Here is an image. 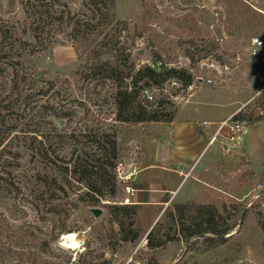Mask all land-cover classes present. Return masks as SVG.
Masks as SVG:
<instances>
[{"label":"rangeland","instance_id":"1","mask_svg":"<svg viewBox=\"0 0 264 264\" xmlns=\"http://www.w3.org/2000/svg\"><path fill=\"white\" fill-rule=\"evenodd\" d=\"M58 1L55 8L67 11L69 6L70 15L85 19L79 10V0ZM144 3L154 12L149 23L142 20ZM110 11L112 27L101 22L92 33L83 26L73 31L65 16L55 20L52 28L44 27L41 39L49 37L52 42L48 47L31 41L26 53L14 56L19 64L11 66L22 65L36 74L30 75L36 80V94L10 112L0 111V162L4 164L0 172V264H146L151 257L160 264H264L263 232L253 211H246L240 221L243 209L232 236L215 247H209V242L199 237L187 243L176 240L158 249L147 248L146 233L152 226L147 225L146 206L138 212V224L144 228L135 223L137 213L134 216L141 237L134 244L121 240L123 232L110 220L111 210L106 203L131 204L132 192L127 193L125 186H151L150 179L144 176L145 167L152 162L153 153L161 152V139L168 143L163 125L168 121H159L161 124L114 121L110 80L94 76L87 82L81 70L82 65L90 64V57L95 58L98 50H107L99 43L104 37L102 42L107 38L113 43L117 41L114 49L119 59L131 51L136 68L144 63L157 66L159 61L154 59H159L169 67L191 73L193 79L188 86L169 78L176 79L179 86L163 92L167 79L159 87H146L159 102L156 106L143 103L142 90L140 99L149 110L183 120L191 115V107H196L192 117L186 119L198 120L197 126L202 118L227 114L237 106L236 100L246 99L235 109H240L239 115L246 116L251 109L254 114L260 113L264 100L259 104V99L264 92L246 102L255 93L257 76L264 75V55L252 57L247 47L251 37L264 38V0H113ZM30 22L20 0H0V25H14L21 31ZM140 48L141 55L136 53ZM190 53L195 61L190 59ZM209 78L210 84L206 82ZM3 97L0 94L1 105L7 101ZM251 123L254 122H249L235 146L229 144L226 150L216 142L186 162L187 167L195 162L191 175L202 182L189 188L190 177L176 192L177 202L171 204L193 200L220 207L222 203L227 206L235 201L248 208L258 203L257 209L264 214V124ZM98 130H111L116 135L115 197H104L89 205L83 195L87 189L81 183L72 184L68 197H61L55 192L51 176L57 177L56 169L62 167L60 156L72 159L81 144L60 147L56 136L53 147L59 156L53 154L55 164H46L26 146L30 134H37L39 139L54 131L68 132L82 141L80 135ZM202 136L204 148L206 139ZM186 141L188 149L194 148L189 135ZM172 144L176 150L177 138ZM92 146L89 144L88 149ZM89 150L94 151V147ZM91 206L101 208L102 214L94 217L89 211ZM151 210L156 216L153 224L162 221L163 206ZM67 232L76 233L80 241L76 249L62 245L61 238Z\"/></svg>","mask_w":264,"mask_h":264},{"label":"trees","instance_id":"2","mask_svg":"<svg viewBox=\"0 0 264 264\" xmlns=\"http://www.w3.org/2000/svg\"><path fill=\"white\" fill-rule=\"evenodd\" d=\"M20 1L24 5L27 16L31 18L28 27L18 31L14 25L9 27L0 25V94L4 96L3 100L4 98L7 99L5 104H0V111L6 113L24 103L27 97L31 98L33 94H36V91H34L36 80L30 76L33 75L34 77L36 74L33 71L29 72L23 69L22 65L20 68L11 65L19 64V60L16 61L14 56L17 54V56H20L23 51L26 53V46L31 44V41L36 44L41 43L42 48L49 46L52 42L49 37L41 39L44 27L52 28L55 20H62L65 16L67 23L71 24V28L73 27V31L78 26H83L92 33L99 28L101 22L112 24L110 27L114 25L112 23L113 15L110 11L113 0H77L80 4L79 10L82 11L85 19L74 18L75 14L70 15L69 6L66 7L67 11L59 9V7L58 9L55 8L54 6L59 2L58 0ZM153 13L150 7L144 3L143 22L149 23L154 16ZM123 29H119L118 33ZM110 40L112 41V39ZM110 40L107 38L104 42L99 41L101 43L100 47H107V50L105 52L98 50L95 58L90 57V64L85 63L81 66V70H83V76H85L84 79L87 82L94 79V76H101L110 80V98L115 107L113 120L123 123L170 121L172 115L147 109L142 104L140 94L146 87H159L169 78H176L183 86H188L193 79L191 73L186 69L169 67L159 59H154L156 62L159 61L157 66L144 63L141 67L136 68V63L131 60V51H128L123 58L119 59L114 49L117 41L113 43ZM28 53L30 54V51ZM105 54L109 55L103 58L102 56ZM11 55L12 59H10ZM189 55L192 61L196 60L191 53ZM87 65H89L87 67L88 71L85 70ZM263 100L264 97L261 96L259 104ZM157 103L159 102L157 101ZM235 118L246 120L247 125H250L249 122H254L251 125L264 123V108L262 112L257 114H254L252 109L246 116L238 113ZM1 122L2 118H0ZM56 136L59 137L61 142L60 147L73 146L76 143L81 144V147L75 156L71 157L72 159H64L60 156L62 167L55 168L58 172L57 177L51 176L56 188L55 192L60 193L61 197H68L71 187H73L72 184L81 183L85 184L87 189V192L83 195L88 200L89 205H95L104 197H115L118 187L114 173L118 156L115 133L111 130L90 131L80 135V137H83L82 141L68 132L56 133L54 131L41 135L39 139H37L38 135L34 133L30 134L26 146L32 150V154H37L46 164H55L53 159V154H55V147L53 146L55 143L53 140ZM84 137H86V141ZM89 144L93 145L91 148L94 147V151H90L91 148L88 149ZM55 156L59 155L55 154ZM246 162L249 163V161ZM3 166V162H0V172L3 170ZM49 185L51 184L49 183ZM106 204L111 210L110 220H114L119 226V230L123 232L121 240L136 243L141 237V229L134 225L137 205L135 203ZM257 207L258 203L243 208L240 203L231 201L227 206L226 203H222L218 207L214 203L188 200L184 203L167 205L164 208L162 221L157 220L155 224L152 222L156 217L155 212L151 210L149 221L152 227L146 235V246L153 250L165 246L168 242L181 240L183 243H187L199 237L208 241L209 247L224 244L232 236L231 232L234 227L239 224L237 216L243 209L241 216H244L246 211L255 213L257 225L263 232L262 245L264 249V214ZM231 218L233 221L229 223ZM146 264L160 263L151 257Z\"/></svg>","mask_w":264,"mask_h":264},{"label":"crops","instance_id":"3","mask_svg":"<svg viewBox=\"0 0 264 264\" xmlns=\"http://www.w3.org/2000/svg\"><path fill=\"white\" fill-rule=\"evenodd\" d=\"M245 100H236V107H238L239 104H243ZM236 107H234L227 114H224L221 117H207L202 118V120L220 121L229 116L231 113H233ZM195 109L196 107H191V115L186 116V118L192 117V112L196 111ZM186 118L183 120H176V116H174L170 121L164 122L165 124L163 125L166 126V135L168 136V143L165 144L164 138L161 139V145L163 147H161V152H159L158 154L153 153L151 155L152 162L147 163L145 167L146 174L144 176L150 179L148 180L151 184L148 185L151 186L135 185L132 187L133 192L131 193V195L134 200L133 203L137 205V214L135 217L136 224H138V212L142 206H146L145 211L148 212L147 225H150L149 214L152 207L163 206V208H165L167 205H170L171 202H177L175 201L176 192L179 190L180 186H182L183 184H185V182L189 180L190 177L191 182L189 188L193 189L194 187L198 186L199 182H202L200 179L191 175L192 171L195 170L196 166H194V168L190 171V174H187L194 162L191 163L188 167L186 165V162L192 161L194 157H197L199 153H202L201 150L203 149L202 145L204 137L202 136L203 134L197 126L198 120L195 119L192 122V118ZM152 122H155L157 124L163 123L159 121ZM187 135H189L190 138L194 140L192 145V147L194 146V148L192 149H188L189 147L187 146L186 141ZM175 138H177L176 150L175 145L172 144L173 140L175 142ZM240 155L245 157V159L250 162L246 155H244L243 153H240ZM204 164L206 163H203V165ZM135 178L136 176H134L133 179ZM176 183L177 185L172 187V184ZM139 227L144 228L140 225Z\"/></svg>","mask_w":264,"mask_h":264},{"label":"built area","instance_id":"4","mask_svg":"<svg viewBox=\"0 0 264 264\" xmlns=\"http://www.w3.org/2000/svg\"><path fill=\"white\" fill-rule=\"evenodd\" d=\"M264 38L259 36H253L250 39V42L247 47V53L252 57H261L264 55ZM207 83H212V79H207ZM179 83L176 79H169L162 87L163 92H167L169 88L178 87ZM264 92V75H259L256 78L255 82V93L254 95L246 102L249 103L256 97L260 96ZM142 97L144 98L145 103L153 104L156 106L157 100L155 96L148 89H143ZM240 109L234 111L226 118L220 121H209L201 120L198 123V127L201 133L205 136V145L202 151L208 148L210 145L218 142L220 147L228 150L229 144L235 146L240 140L242 134L245 132L246 120L236 119L235 116L238 114ZM224 145L226 148H224ZM195 162L192 164L190 170L187 174H190V171L194 168ZM130 178V176H128ZM127 177V178H128ZM124 179V178H123ZM126 179V177H125ZM126 192L131 193L133 189L129 186H125ZM128 200V199H127Z\"/></svg>","mask_w":264,"mask_h":264},{"label":"bare ground","instance_id":"5","mask_svg":"<svg viewBox=\"0 0 264 264\" xmlns=\"http://www.w3.org/2000/svg\"><path fill=\"white\" fill-rule=\"evenodd\" d=\"M61 240L63 242L62 245L66 248L76 249L80 243L77 239L76 233L74 232L63 233Z\"/></svg>","mask_w":264,"mask_h":264},{"label":"water","instance_id":"6","mask_svg":"<svg viewBox=\"0 0 264 264\" xmlns=\"http://www.w3.org/2000/svg\"><path fill=\"white\" fill-rule=\"evenodd\" d=\"M136 53L139 55L143 54V49L142 48L137 49ZM224 148H226L225 145H224ZM89 211L93 214L94 217H99L102 214L103 210L99 207L91 206V207H89ZM242 218H243V215L241 216L240 221L242 220ZM146 235H147V233H146Z\"/></svg>","mask_w":264,"mask_h":264}]
</instances>
